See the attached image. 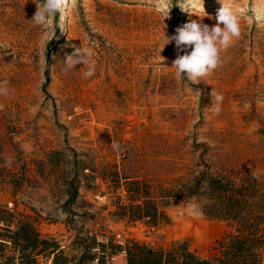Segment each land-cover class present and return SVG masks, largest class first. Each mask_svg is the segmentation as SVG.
<instances>
[{
	"label": "rangeland",
	"instance_id": "1",
	"mask_svg": "<svg viewBox=\"0 0 264 264\" xmlns=\"http://www.w3.org/2000/svg\"><path fill=\"white\" fill-rule=\"evenodd\" d=\"M221 3L242 35L212 76L192 83L172 67L177 49L166 37L190 20L214 26ZM37 6L0 0V84L8 90L0 95V227L27 224L76 260L94 238L105 246L91 244L92 264H124L118 246L131 240L151 248L188 241L201 258L216 253L236 227L205 220L195 201L168 206L157 228L117 220L125 193L92 175L165 181L207 164L211 173L264 181V22L256 20L264 0H203L204 8L168 0V16L155 0H71L64 20L52 21L62 27L47 28L32 20ZM73 45L92 49L94 76L84 78L82 63L64 70ZM212 90L224 97L219 115ZM0 234V264H19L17 239ZM34 261L52 264V256Z\"/></svg>",
	"mask_w": 264,
	"mask_h": 264
},
{
	"label": "trees",
	"instance_id": "2",
	"mask_svg": "<svg viewBox=\"0 0 264 264\" xmlns=\"http://www.w3.org/2000/svg\"><path fill=\"white\" fill-rule=\"evenodd\" d=\"M203 168L187 177L165 181L120 176L117 172H110V178L92 175L93 180L105 181L107 189H122L125 193V202L116 204L113 212L117 220L144 221L148 227L157 228L168 222L165 213L168 206L195 201L205 220L227 222L236 227L234 232L223 236L216 253L208 258H201L191 251L188 241H175L159 248L127 241L125 246H118L125 256L124 264H264V181L248 173L237 176L232 170L211 173L207 164H203ZM76 196L77 188L74 187L69 201ZM2 223L4 226L0 231L7 233L13 243L15 239L19 243V264H32L34 256L41 253L52 256V264H92L94 255L89 254V248L91 251L105 246L90 238V247H86L76 260L65 255L57 243L40 238L31 226ZM0 237L5 236L0 234ZM0 240L3 245L4 240ZM91 244L97 247H91Z\"/></svg>",
	"mask_w": 264,
	"mask_h": 264
},
{
	"label": "clouds",
	"instance_id": "3",
	"mask_svg": "<svg viewBox=\"0 0 264 264\" xmlns=\"http://www.w3.org/2000/svg\"><path fill=\"white\" fill-rule=\"evenodd\" d=\"M71 0H44L37 6V10L32 18L34 24L38 27H55L62 25H52V21L57 14H60V20L63 21L64 13L68 9ZM168 0H155L157 11L166 12ZM187 4L191 7H203V0H187ZM216 24L209 26L198 20H190L189 22L177 27L176 34L171 37H166L167 44L175 43L177 49V58L173 61V66L176 69V74L186 78L192 83H199L204 78L213 75L214 71L223 63L221 53L226 51L234 44V41L242 35L239 18L228 3H221ZM204 8V7H203ZM166 16V17H167ZM258 22H264V10L258 11L256 15ZM74 51L71 54H66L64 58L65 71L75 69L78 64H83L87 70L83 73L85 79L95 75L96 65L90 63V58L93 55L91 48H80L72 46ZM191 49V51H186ZM183 53V54H180ZM7 82H4L6 84ZM0 84V95H7L8 90ZM211 99L214 98L215 113L221 112V104L223 95L215 91L210 93ZM114 150H119L118 142H113ZM195 211V206H189V212Z\"/></svg>",
	"mask_w": 264,
	"mask_h": 264
}]
</instances>
